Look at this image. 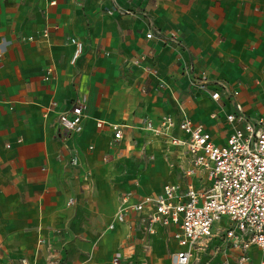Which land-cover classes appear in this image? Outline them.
Returning a JSON list of instances; mask_svg holds the SVG:
<instances>
[{"label":"crops","instance_id":"0c3cea01","mask_svg":"<svg viewBox=\"0 0 264 264\" xmlns=\"http://www.w3.org/2000/svg\"><path fill=\"white\" fill-rule=\"evenodd\" d=\"M72 38L83 44L75 62ZM187 67L207 74L210 90L229 82L248 114L264 116V0H0V264H49L52 255L114 264L117 247L137 261L135 233L141 253L156 236L167 238L170 256L180 248L176 226L150 234L138 213L108 225L123 193L137 201L167 183L197 182L141 119L180 121L181 104L217 144L232 131L233 99L194 90ZM78 102L84 129L66 134L60 115ZM111 124L123 125L114 144ZM157 163L169 173L147 188L143 176ZM120 167L131 172L127 185L116 181ZM249 254L264 261L258 247ZM205 263L239 264L220 239L193 264Z\"/></svg>","mask_w":264,"mask_h":264},{"label":"built area","instance_id":"2783aa9c","mask_svg":"<svg viewBox=\"0 0 264 264\" xmlns=\"http://www.w3.org/2000/svg\"><path fill=\"white\" fill-rule=\"evenodd\" d=\"M43 35L48 36L49 29H45ZM152 36V32L147 34L148 38ZM70 42L76 47L72 58L75 62L83 44L76 38ZM184 73L194 90L209 92L212 100L233 99L235 110L226 117L233 126L232 131L225 144H217L202 123L187 116L181 104L180 121L171 115L157 122L141 119L145 132L161 139L169 151L188 162L184 175L195 176L197 182L167 183L160 193L145 195L137 201L131 193H123L114 222L108 228L125 224L131 214L138 213L150 234L156 232L157 226L177 227L174 237L180 248L171 253V264L201 262V255L215 239L237 252L239 264H253L250 249L255 246L264 251V116L248 114L238 100L239 91L232 89L229 82L217 80L218 88L210 90L207 74L196 76L192 67H187ZM84 117V104L78 102L61 113V130L66 134L81 133ZM122 127L111 124L114 131L111 144L123 139ZM72 162L78 165L79 159L74 157ZM149 249L146 243L145 252ZM131 255L119 253L112 262L129 264ZM21 264L32 263L23 258ZM49 264H61V257L52 255Z\"/></svg>","mask_w":264,"mask_h":264},{"label":"rangeland","instance_id":"374dc122","mask_svg":"<svg viewBox=\"0 0 264 264\" xmlns=\"http://www.w3.org/2000/svg\"><path fill=\"white\" fill-rule=\"evenodd\" d=\"M170 168L163 163L162 164H153L150 168L148 173L144 174L143 182L145 187L149 188H160V186L165 182V178L169 173L168 170ZM118 176H116V181H120L125 185L128 184L130 173L125 169V167H120ZM124 185V186H125ZM132 239V242L135 245L136 251V259L137 261H132L130 259L129 264H170V251L171 247L169 245V241L166 237H154L155 244L153 248L148 253L140 252L142 245L141 240L135 236ZM118 244V243H117ZM119 245V244H118ZM143 250V249H142ZM139 251V252H138ZM121 251L117 247L113 253H111V258L115 255L119 254ZM138 252V253H137ZM123 264H126L125 262Z\"/></svg>","mask_w":264,"mask_h":264}]
</instances>
